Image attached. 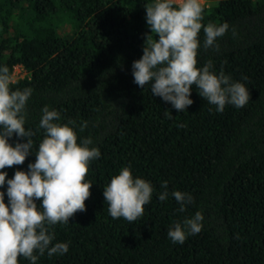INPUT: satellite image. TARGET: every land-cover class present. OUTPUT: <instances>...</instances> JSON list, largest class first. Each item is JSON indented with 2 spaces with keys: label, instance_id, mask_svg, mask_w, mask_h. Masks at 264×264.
Wrapping results in <instances>:
<instances>
[{
  "label": "trees",
  "instance_id": "1",
  "mask_svg": "<svg viewBox=\"0 0 264 264\" xmlns=\"http://www.w3.org/2000/svg\"><path fill=\"white\" fill-rule=\"evenodd\" d=\"M206 1L214 4H203L202 23L226 21L229 29L217 38L218 51L197 50V67L211 60L212 71L248 87L249 102L239 109L226 104L215 112L193 85V103L178 112L133 82L132 61L150 32L149 0H0V64L11 80L15 67L25 72L10 88L32 89L25 128L35 132L33 148L48 105L101 153L85 176L92 183L85 210L53 226V243L68 242V251L37 264H264V0ZM23 140L14 134L9 142ZM34 160L32 153L4 169L6 179ZM124 166L154 189L132 222L113 219L102 194ZM164 181L169 195L159 201ZM173 190L191 194L184 211ZM197 211L201 231L171 242L173 223ZM18 264L28 261L18 257Z\"/></svg>",
  "mask_w": 264,
  "mask_h": 264
},
{
  "label": "clouds",
  "instance_id": "2",
  "mask_svg": "<svg viewBox=\"0 0 264 264\" xmlns=\"http://www.w3.org/2000/svg\"><path fill=\"white\" fill-rule=\"evenodd\" d=\"M144 8L150 32L145 34L142 55L131 64L137 86L147 87L152 96L169 102L178 112L186 111L193 103V85L217 113L223 112L226 104L239 109L249 102L248 87L233 81L223 70L212 71L211 60L197 67L198 49L219 50L217 38L229 29L226 21L203 24L201 0H149ZM10 83L9 68L0 64V264H18V257L26 258L28 264H37L40 256L52 257L68 251V242L53 243V226L68 224L74 213L85 210L84 201L92 185L85 176L90 163L101 153L90 136L78 138L75 121L61 123V114L48 105L41 109L37 131L43 130L42 138L34 149L35 132L25 128L32 89L13 90ZM209 111L213 109L210 107ZM87 123L80 122V132ZM14 134L24 140L10 143ZM32 153L35 160L27 164V170L16 169L6 179L8 173L4 169L22 164ZM161 187L164 191L157 194V199L165 201L169 195L167 181ZM153 191L150 181L134 177L130 166H124L110 177L102 194L113 219L122 217L132 222L143 215ZM171 195L180 211L192 203L190 193L173 190ZM203 219L202 212L197 211L174 222L167 231L168 238L182 244L187 236L201 231Z\"/></svg>",
  "mask_w": 264,
  "mask_h": 264
},
{
  "label": "rangeland",
  "instance_id": "3",
  "mask_svg": "<svg viewBox=\"0 0 264 264\" xmlns=\"http://www.w3.org/2000/svg\"><path fill=\"white\" fill-rule=\"evenodd\" d=\"M202 4H205L208 7H211L213 2H208L206 0H201ZM25 75V72L21 67H16L14 70L13 78L11 81H15L18 77H23Z\"/></svg>",
  "mask_w": 264,
  "mask_h": 264
},
{
  "label": "built area",
  "instance_id": "4",
  "mask_svg": "<svg viewBox=\"0 0 264 264\" xmlns=\"http://www.w3.org/2000/svg\"><path fill=\"white\" fill-rule=\"evenodd\" d=\"M16 68V67H15ZM15 70V69H14Z\"/></svg>",
  "mask_w": 264,
  "mask_h": 264
}]
</instances>
